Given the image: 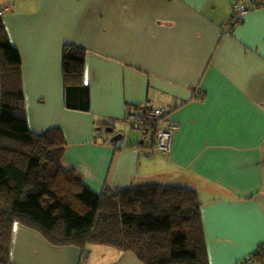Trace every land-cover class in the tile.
Masks as SVG:
<instances>
[{
  "label": "crops",
  "instance_id": "0c3cea01",
  "mask_svg": "<svg viewBox=\"0 0 264 264\" xmlns=\"http://www.w3.org/2000/svg\"><path fill=\"white\" fill-rule=\"evenodd\" d=\"M239 3L250 10L227 32ZM0 10L22 60L29 127L62 131L65 168L96 194L153 182L193 189L210 264H240L256 251L264 242V0H0ZM67 44L87 51L90 113L65 107ZM146 101L178 123L171 153L148 155L140 133L113 145L96 132L130 128L129 110ZM87 250L82 260L80 248L13 228V264H141L113 247Z\"/></svg>",
  "mask_w": 264,
  "mask_h": 264
},
{
  "label": "trees",
  "instance_id": "16d2710c",
  "mask_svg": "<svg viewBox=\"0 0 264 264\" xmlns=\"http://www.w3.org/2000/svg\"><path fill=\"white\" fill-rule=\"evenodd\" d=\"M0 10V264L11 260L15 224L50 244L113 247L141 264H210L195 190L158 182L96 194L63 165L67 142L59 129L32 132L26 111L20 53ZM85 48L62 53L66 109L90 113ZM259 256H263L259 254ZM256 258V259H257ZM256 262V261H255Z\"/></svg>",
  "mask_w": 264,
  "mask_h": 264
},
{
  "label": "built area",
  "instance_id": "2783aa9c",
  "mask_svg": "<svg viewBox=\"0 0 264 264\" xmlns=\"http://www.w3.org/2000/svg\"><path fill=\"white\" fill-rule=\"evenodd\" d=\"M249 10L250 7L246 4H237L234 9V16L226 23L224 30L227 32L234 31ZM128 120L140 131V142L149 149L148 155L156 152L171 153L174 135L179 126L177 122L169 119V114L165 107H157L151 101H146L129 110ZM154 136L156 137L154 138ZM148 142L151 143L150 147ZM259 254L264 255V242L240 264L255 263Z\"/></svg>",
  "mask_w": 264,
  "mask_h": 264
},
{
  "label": "water",
  "instance_id": "95a60500",
  "mask_svg": "<svg viewBox=\"0 0 264 264\" xmlns=\"http://www.w3.org/2000/svg\"><path fill=\"white\" fill-rule=\"evenodd\" d=\"M96 132H106L110 134L109 143L113 145H118L123 139H125L123 131L116 133L113 128H104L103 126H98Z\"/></svg>",
  "mask_w": 264,
  "mask_h": 264
},
{
  "label": "rangeland",
  "instance_id": "374dc122",
  "mask_svg": "<svg viewBox=\"0 0 264 264\" xmlns=\"http://www.w3.org/2000/svg\"><path fill=\"white\" fill-rule=\"evenodd\" d=\"M123 131V133H124V136H125V141L127 140H130V141H134L135 139H138L139 138V135H138V133L137 132H135V131H132V129L131 128H126V129H124V130H122ZM133 143H135V142H133ZM148 146L150 147L151 146V143L150 142H148Z\"/></svg>",
  "mask_w": 264,
  "mask_h": 264
},
{
  "label": "bare ground",
  "instance_id": "6f19581e",
  "mask_svg": "<svg viewBox=\"0 0 264 264\" xmlns=\"http://www.w3.org/2000/svg\"><path fill=\"white\" fill-rule=\"evenodd\" d=\"M129 123H130V128L132 129V131H135V132H137V133H140V131L134 126V124L131 122V121H129ZM156 136H154V138H155Z\"/></svg>",
  "mask_w": 264,
  "mask_h": 264
}]
</instances>
